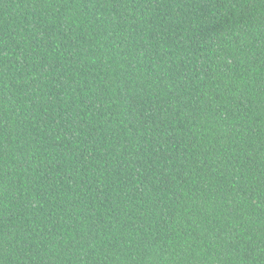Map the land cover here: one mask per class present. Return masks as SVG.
<instances>
[{"label":"trees","instance_id":"16d2710c","mask_svg":"<svg viewBox=\"0 0 264 264\" xmlns=\"http://www.w3.org/2000/svg\"><path fill=\"white\" fill-rule=\"evenodd\" d=\"M0 264H264V0H0Z\"/></svg>","mask_w":264,"mask_h":264}]
</instances>
